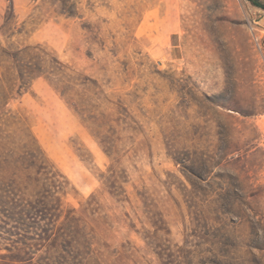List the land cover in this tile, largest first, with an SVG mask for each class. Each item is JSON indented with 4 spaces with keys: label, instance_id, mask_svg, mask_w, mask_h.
<instances>
[{
    "label": "rangeland",
    "instance_id": "1",
    "mask_svg": "<svg viewBox=\"0 0 264 264\" xmlns=\"http://www.w3.org/2000/svg\"><path fill=\"white\" fill-rule=\"evenodd\" d=\"M78 1L65 17L12 0L11 41L34 45L36 71L8 105L24 126L10 140L30 132L61 175L70 237L100 264H264V9ZM34 231L0 216V264H57Z\"/></svg>",
    "mask_w": 264,
    "mask_h": 264
},
{
    "label": "trees",
    "instance_id": "2",
    "mask_svg": "<svg viewBox=\"0 0 264 264\" xmlns=\"http://www.w3.org/2000/svg\"><path fill=\"white\" fill-rule=\"evenodd\" d=\"M45 1V0H43ZM57 15L75 16L78 0H46ZM253 5L264 9L259 0H249ZM13 3L9 7L0 25V216L18 224L34 219V233L43 240L50 239L48 247L56 254L57 264H100L94 256L92 243L79 227L75 232L81 236L77 241L70 236V230L63 223L74 217L65 216L62 221V201L58 195L64 182L61 175L49 163L38 145L34 147V138L25 140L24 149L16 147L11 141L13 131L9 128L16 124L22 131L23 124L15 120L10 113V102L25 91L34 79V45L11 41L16 29ZM41 59L42 55L36 53ZM50 71L52 79L62 82L59 77L64 73V65L51 57ZM41 66V65H39ZM36 68V67H35ZM40 68V67H37ZM26 129V127H25ZM31 135V136H30Z\"/></svg>",
    "mask_w": 264,
    "mask_h": 264
},
{
    "label": "crops",
    "instance_id": "3",
    "mask_svg": "<svg viewBox=\"0 0 264 264\" xmlns=\"http://www.w3.org/2000/svg\"><path fill=\"white\" fill-rule=\"evenodd\" d=\"M262 9V8H261ZM262 22H263V24H264V15H263V17H262ZM261 124H262V129H263V135H262V147H263V149H264V114L262 115V117H261Z\"/></svg>",
    "mask_w": 264,
    "mask_h": 264
}]
</instances>
